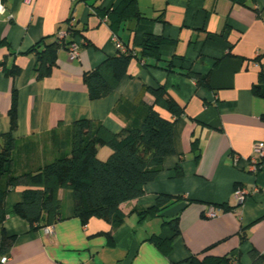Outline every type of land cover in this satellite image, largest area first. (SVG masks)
Segmentation results:
<instances>
[{
    "label": "crops",
    "instance_id": "0c3cea01",
    "mask_svg": "<svg viewBox=\"0 0 264 264\" xmlns=\"http://www.w3.org/2000/svg\"><path fill=\"white\" fill-rule=\"evenodd\" d=\"M137 1L143 17L117 23L115 16L107 22L103 11L122 0H6L0 17V40L6 41L0 46V135L10 130L16 91L14 174L70 153L71 126L77 120L91 119L121 132L129 122L125 111L132 110L126 103L142 104L141 110L153 104L147 86L164 85L185 112L174 125L175 154L165 158L143 196L121 204L126 218L112 229L113 244L106 234L109 222L93 217L83 224L74 215L70 188L59 189L63 219L52 225V232L32 230L13 212L23 198V187L17 186L7 193V218L0 223V238L3 231L15 237L4 264H190L194 257L231 253H237L239 264H252V249L264 255V157L258 171L249 168L254 145L264 141V97L254 92L264 72L254 66L264 65V0L245 5L233 0ZM8 14L12 18L7 20ZM69 18L81 34L79 57L70 59L61 46L51 72L38 77L37 55L28 50L43 37L52 42ZM113 30L138 57L111 94L91 99L84 75L119 54ZM150 33L166 39L161 55L173 61L175 71L154 57L143 64L141 42ZM14 67L19 72L11 76L6 70ZM188 70L209 75L210 87L187 76ZM122 101L126 103L118 108ZM111 151L99 147L98 156L105 160ZM238 187L251 192L243 202L238 201ZM159 194L180 199L163 216L141 219L138 210L153 206ZM210 207L220 209L218 215L207 216ZM176 216L180 232L165 256L150 239L173 236L175 231L163 221Z\"/></svg>",
    "mask_w": 264,
    "mask_h": 264
},
{
    "label": "trees",
    "instance_id": "16d2710c",
    "mask_svg": "<svg viewBox=\"0 0 264 264\" xmlns=\"http://www.w3.org/2000/svg\"><path fill=\"white\" fill-rule=\"evenodd\" d=\"M234 3L245 5L247 0H233ZM108 15L107 22L114 16L117 23L127 19L139 20L143 17L137 0H122L120 6L104 9ZM69 34L60 36V30L48 42L50 37H43L35 43L28 52L37 55L35 71L38 77L47 76L56 64L60 47L69 48L81 34L69 18L65 28ZM113 33L119 34L113 30ZM121 39V37L119 36ZM122 40V39H121ZM166 42L162 35L147 34L141 42L140 57L143 64L148 66L151 57L166 61L164 68L175 71L173 61L162 58L161 47ZM6 41L0 40V46ZM129 53L111 56L99 66L85 73L84 79L91 99H100L111 94L127 74L133 58L138 57V51L129 47ZM137 51L136 55L132 51ZM11 76L19 72L14 67L6 70ZM185 74L194 78L199 85L210 87L209 75L188 70ZM146 91L154 98L152 105H144L142 110L139 103H124L132 110L125 111L129 119L126 127L119 133H113L103 124L91 119H80L71 126V151L62 153L54 160L43 166L14 174L12 172V152L15 147L13 131L17 128V93L13 92L12 105L9 111L10 130L0 135V223L7 218L5 199L9 190L22 186L23 198L17 203L13 212L25 218L32 230L52 226L63 219L61 214L60 188H70L74 193V215L83 224L91 218L98 217L111 225L106 232L109 243L113 244L112 229L123 224L126 218L121 204L139 198L145 194L147 183L155 180L161 173L165 158L175 154L173 130L175 122L180 118L185 108L171 96L164 85L147 86ZM255 94L264 97V72L261 81L254 87ZM168 112L171 117L163 115ZM195 150L197 142H193ZM108 146L111 153L103 160L98 156L99 147ZM182 173V169H178ZM179 196L159 194L153 206L138 210L141 219L146 217L163 216V212L179 201ZM164 225L170 226L175 234L171 237L154 235L151 241L165 256L173 251V242L179 234V217L164 219ZM245 234L242 239L245 240ZM14 236H8L3 231L0 238V256L9 255ZM252 264L264 263V255L252 249L250 251ZM238 257V255L236 254ZM190 264H230V255H207L202 258L194 257Z\"/></svg>",
    "mask_w": 264,
    "mask_h": 264
},
{
    "label": "built area",
    "instance_id": "2783aa9c",
    "mask_svg": "<svg viewBox=\"0 0 264 264\" xmlns=\"http://www.w3.org/2000/svg\"><path fill=\"white\" fill-rule=\"evenodd\" d=\"M70 1H80V0H70ZM6 0H0V17L2 15H4L6 13V5H5ZM12 15L8 14L6 16V19H11ZM73 23V21H72ZM69 34V32L66 29H62L60 30V36L61 37H65ZM111 40L114 42L115 46L117 47L119 52H123V53H129V48L128 46L121 41V39L119 38V36L115 33L112 34L111 36ZM82 42L81 39L76 38V41H74L73 43L70 44L69 48H68V54L70 59H76L79 57L80 55V43ZM137 51L133 50L132 54L136 55ZM254 66H258L261 67L264 71V65L259 63V62H255ZM264 157V141L261 142H257L254 147H253V151H252V155H251V161L249 163V168L256 172L259 169V162L260 160ZM235 163L239 164L241 157L236 154L234 157ZM256 190V189H255ZM251 192L248 191L247 189L243 188V187H238L236 190V195L238 198L239 202H243L244 199L246 198V196L248 194H250ZM220 209H216L215 207H210L207 211V216L209 217H214L216 215H218ZM45 231L47 232H52V226H46L44 227ZM237 253H231L230 255V264H239V258L236 256ZM9 259V255H1L0 256V264H4L7 262V260Z\"/></svg>",
    "mask_w": 264,
    "mask_h": 264
}]
</instances>
